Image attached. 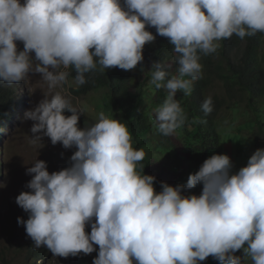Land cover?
Wrapping results in <instances>:
<instances>
[{
    "label": "clouds",
    "instance_id": "1",
    "mask_svg": "<svg viewBox=\"0 0 264 264\" xmlns=\"http://www.w3.org/2000/svg\"><path fill=\"white\" fill-rule=\"evenodd\" d=\"M124 5L120 0H0V87L11 94L9 85L17 88L14 83L30 71L40 73L53 89L73 80L70 67L78 85L97 64L101 71L132 70L143 60L145 44L156 39L146 29L149 25L177 53V75L166 83L168 73L160 63L152 66V83L168 90L155 109L156 120L160 131L170 135L186 120L175 94H190L191 80L201 70L198 50L208 54L233 34L244 38L264 32V0H124ZM16 41L23 42V50ZM11 96L18 101L12 121L27 95L19 91ZM202 109L212 112L211 97ZM65 110L71 115L65 116ZM80 113L82 109L51 91L25 112L34 122L33 142L41 141L42 133L53 145L77 149L70 166L59 171L49 173L43 160L26 169L34 174L27 183L31 191H22L16 203L29 216L17 219L34 246H46V255L48 248L67 257L90 254L98 245L93 264H199L210 255L220 264H242V257L264 264V148L255 150L234 174L227 154H213L186 185L161 181L156 192V177L136 171L145 153L132 147L125 124L105 111L96 123L80 128ZM11 121L2 127L0 141ZM201 183L200 195L182 194ZM88 223L90 233L85 231ZM240 249L243 256L235 255ZM76 258L87 262L83 255Z\"/></svg>",
    "mask_w": 264,
    "mask_h": 264
},
{
    "label": "trees",
    "instance_id": "2",
    "mask_svg": "<svg viewBox=\"0 0 264 264\" xmlns=\"http://www.w3.org/2000/svg\"><path fill=\"white\" fill-rule=\"evenodd\" d=\"M120 3L122 7H126L124 0H120ZM146 29L156 39L145 44L144 58L136 68L125 71L114 67L101 71L97 64L96 69L85 73L86 82L82 85L75 82L77 87L71 91L77 97L90 92L101 95L100 107L103 113L106 111V116L124 123L131 135L132 147L145 153L144 159L137 163L136 171L141 175L144 172L155 176L154 188L159 192L161 181L173 186L186 185L189 175L197 172L207 158L220 151L223 154L222 134L217 128L216 119L225 109H238L237 103L240 100L246 106L240 114H248L249 109L252 115L260 116L248 121L255 126L252 143L264 141V66L259 55L264 32L246 35L244 38L233 34L231 38L219 40L215 52L208 54L198 50L201 64L198 78L191 80V77H185L191 80L190 94L178 90L180 95L175 97L186 116L185 123L170 135H164L159 129L156 114L151 117L150 107L154 106L153 109H156L161 106L167 98L168 90L165 87L156 88L152 83V73L155 70L152 66L155 62L160 63L168 73L163 82L166 83L167 79L177 75V53L168 38L156 33L155 27L146 25ZM236 49L238 51L231 55L230 52ZM67 71L70 73L68 77L75 80L74 68L70 67ZM220 80L223 82L221 85ZM216 88L220 91H216ZM208 97L212 98L213 110L210 114H205L202 104ZM17 103L7 88L0 87V131L5 123L11 121V114L18 109ZM64 115L69 116L71 113L65 110ZM94 123V120L87 119L80 113L78 127L85 128ZM230 142L225 146L227 155H234L231 150V145H234L242 157V144ZM157 164L163 169H152ZM202 188V183L197 184L192 189H182V194L200 195ZM33 244L32 240L28 247L29 254L37 259L44 258L46 246L36 247ZM76 259L77 262L70 264L86 262L83 258ZM207 260L210 264H220L211 255Z\"/></svg>",
    "mask_w": 264,
    "mask_h": 264
},
{
    "label": "rangeland",
    "instance_id": "3",
    "mask_svg": "<svg viewBox=\"0 0 264 264\" xmlns=\"http://www.w3.org/2000/svg\"><path fill=\"white\" fill-rule=\"evenodd\" d=\"M20 2L23 4L24 0H20ZM19 42L21 43L18 44ZM16 44L19 51L23 50L24 44L22 41H16ZM261 49V58L264 65V41ZM30 55L33 58V63H37L35 53L32 52ZM60 70L57 69V71ZM219 83L222 84V82ZM14 84L17 88L13 84L9 85L13 89L11 94H17L20 91L21 95L23 93L27 96L25 105L20 107L17 114L12 115V121L4 127L5 137L0 141V162L3 163L0 164V264H70L78 261L76 259L77 255H83L87 259L85 264H93V259L98 255V245H94L95 250L90 254L81 252L76 256L62 257L53 255L47 248V255L42 260L31 256L28 247H30L32 239L27 235L24 225L18 223L17 219L21 217L26 221L29 213L25 212L16 203V197L22 191H31L27 187V183L34 174H28L26 169L31 167L36 160L45 161L47 170L52 173L70 166V157L77 150L75 146L66 149L59 142L53 145L50 138L42 133L41 141L33 142L32 136L35 134L30 129L34 122L25 118V112L35 108L44 99L45 93L50 91L52 93L59 92L73 106L82 109L83 113L81 114L87 119L91 118L97 122L99 114L103 112L100 107L102 104H100L101 95L97 92H90L87 95L75 96L71 89L77 87V85L71 79L58 83L55 88L49 89L47 82L41 78V74L34 71H30L23 81ZM216 91H220V89L216 88ZM179 95L180 91H177L175 97ZM237 106L239 108L236 110L225 109L221 111L216 119L217 128L222 134L220 136L223 154H227L225 146L230 141L238 142L244 148L243 156L240 157L238 148L231 145L234 154L230 156L233 165L230 170L232 174L247 165L248 159L255 150L264 148L263 140H260L259 143H252L254 142L255 126L248 122L250 118L255 119L260 116H254L252 112L250 114H240V111L246 108L243 100H240ZM153 108L154 106L150 107L151 117L152 114H156ZM163 160L167 162L164 158ZM155 167L163 169L159 164L153 166L152 169ZM93 220H95V217H93ZM85 231L86 233L91 232L90 223L86 224ZM235 255L243 256V249L237 250ZM80 264L82 263L80 262ZM133 264H136V262ZM199 264L210 263L206 258L204 261H200ZM242 264H252L250 257H242Z\"/></svg>",
    "mask_w": 264,
    "mask_h": 264
}]
</instances>
